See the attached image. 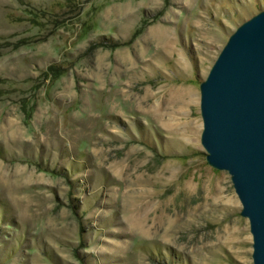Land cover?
Instances as JSON below:
<instances>
[{
  "label": "rangeland",
  "instance_id": "1",
  "mask_svg": "<svg viewBox=\"0 0 264 264\" xmlns=\"http://www.w3.org/2000/svg\"><path fill=\"white\" fill-rule=\"evenodd\" d=\"M263 10L0 0V264H253L230 176L200 144L199 85Z\"/></svg>",
  "mask_w": 264,
  "mask_h": 264
},
{
  "label": "water",
  "instance_id": "2",
  "mask_svg": "<svg viewBox=\"0 0 264 264\" xmlns=\"http://www.w3.org/2000/svg\"><path fill=\"white\" fill-rule=\"evenodd\" d=\"M199 92L206 162L230 176L264 264V10L229 36Z\"/></svg>",
  "mask_w": 264,
  "mask_h": 264
},
{
  "label": "bare ground",
  "instance_id": "3",
  "mask_svg": "<svg viewBox=\"0 0 264 264\" xmlns=\"http://www.w3.org/2000/svg\"><path fill=\"white\" fill-rule=\"evenodd\" d=\"M168 96L172 99H176V101L174 100L175 104H177L178 106H180L181 108L186 106L188 103V99H191L192 94L188 89H180V88H171L168 91ZM163 99V98H162ZM193 99V98H192ZM162 105V102L160 103ZM168 104H166L167 106ZM169 106V105H168ZM180 107H178V109H181ZM174 114V112H168V120L171 119V116Z\"/></svg>",
  "mask_w": 264,
  "mask_h": 264
}]
</instances>
